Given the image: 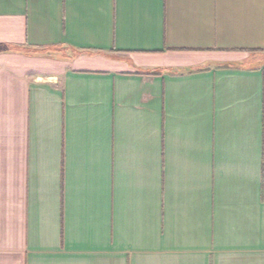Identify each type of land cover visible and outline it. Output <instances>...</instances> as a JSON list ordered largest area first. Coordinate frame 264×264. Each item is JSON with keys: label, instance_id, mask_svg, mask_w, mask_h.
<instances>
[{"label": "crops", "instance_id": "1", "mask_svg": "<svg viewBox=\"0 0 264 264\" xmlns=\"http://www.w3.org/2000/svg\"><path fill=\"white\" fill-rule=\"evenodd\" d=\"M0 264H264V0H0Z\"/></svg>", "mask_w": 264, "mask_h": 264}]
</instances>
